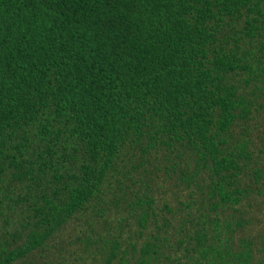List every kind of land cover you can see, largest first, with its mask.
<instances>
[{
    "label": "trees",
    "instance_id": "trees-1",
    "mask_svg": "<svg viewBox=\"0 0 264 264\" xmlns=\"http://www.w3.org/2000/svg\"><path fill=\"white\" fill-rule=\"evenodd\" d=\"M263 217L264 0H0V264H264Z\"/></svg>",
    "mask_w": 264,
    "mask_h": 264
},
{
    "label": "rangeland",
    "instance_id": "rangeland-1",
    "mask_svg": "<svg viewBox=\"0 0 264 264\" xmlns=\"http://www.w3.org/2000/svg\"><path fill=\"white\" fill-rule=\"evenodd\" d=\"M7 213H10V211H7ZM264 220L263 218H260L259 220L255 221V229H257L259 232L262 231V227L264 226V223L262 222ZM71 226H68V228H70ZM0 233H4V228L2 227V222L0 221ZM73 229H70L68 232H66L63 236V231L61 233L58 234V236H56L55 238V242L54 244H52L51 247V251H46V253L44 254V256H46V259L49 261H53L56 255V250L57 247H63V242L65 243V247H70L69 245H67L68 243V237L70 235H73ZM70 238H74V235ZM62 244V245H59ZM34 260H31V262H33V264L37 263V260L40 259L38 255H36L35 257H33ZM32 259V258H31Z\"/></svg>",
    "mask_w": 264,
    "mask_h": 264
}]
</instances>
